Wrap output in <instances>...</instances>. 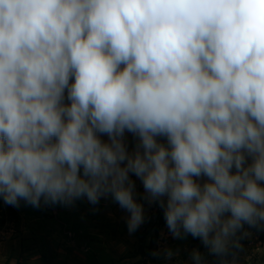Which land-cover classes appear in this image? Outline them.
<instances>
[{
	"label": "clouds",
	"instance_id": "9594fccd",
	"mask_svg": "<svg viewBox=\"0 0 264 264\" xmlns=\"http://www.w3.org/2000/svg\"><path fill=\"white\" fill-rule=\"evenodd\" d=\"M130 172L150 202L167 196L174 238L214 255L264 222V0H0L4 203L110 194L132 233Z\"/></svg>",
	"mask_w": 264,
	"mask_h": 264
},
{
	"label": "rangeland",
	"instance_id": "374dc122",
	"mask_svg": "<svg viewBox=\"0 0 264 264\" xmlns=\"http://www.w3.org/2000/svg\"><path fill=\"white\" fill-rule=\"evenodd\" d=\"M72 82L74 77L70 79V83ZM63 103L65 105L71 103L67 98V89ZM98 135L103 142H109L106 134ZM156 139L158 143L168 146L166 137L158 136ZM123 142L129 154H134L140 143L139 138L136 144L131 141L130 146L128 139L123 138ZM251 162V157L246 156L245 167ZM124 164L126 161L122 166ZM235 171L233 168L232 172ZM80 174L83 175L82 167ZM129 178L135 186L134 199L143 206L144 214V222L132 233L129 232L127 225L130 213L122 209L110 194L102 197L97 204H91L86 197L75 200L71 205L45 204L43 199L41 200V205L37 209L58 210L60 223H65L64 220H69L73 216V221L69 220L68 224L73 225L72 234H62L58 229V240L51 238L53 246H46L48 250L55 249L52 253L58 258V264H264V222L256 227L245 223L243 228L230 238L227 252L220 256L214 255L199 237L194 238L187 234L182 238H174L164 216L167 196L150 202L142 180L131 172ZM193 179L201 185L209 182L206 176ZM260 183L264 186V182ZM161 200L164 207L161 206ZM22 202L24 201L21 200L20 204ZM23 206L28 209L36 208L29 204ZM16 211L17 207L5 204L0 197V241L10 229L18 226L19 217ZM42 213L48 219L56 218L54 213ZM24 239L26 240V237L22 236L19 239L18 247L21 254L24 252L23 246L27 245ZM169 252L171 256H168ZM194 252H199L201 256L199 262L193 259Z\"/></svg>",
	"mask_w": 264,
	"mask_h": 264
},
{
	"label": "crops",
	"instance_id": "0c3cea01",
	"mask_svg": "<svg viewBox=\"0 0 264 264\" xmlns=\"http://www.w3.org/2000/svg\"><path fill=\"white\" fill-rule=\"evenodd\" d=\"M123 138L128 139V146H130L131 141L136 144L139 137L126 130ZM23 204L26 205L27 203L22 202L17 207L18 211H16L19 217L18 226L10 229L0 241V264H58V258L52 253L55 252V249L50 248L48 250L46 246H53L52 241L54 238L58 240V229L62 234H72L71 227L73 225L68 224L70 223L69 220L73 221V216L69 220H64L65 223H60L58 222V210L43 211L32 207L28 209ZM42 212L54 213L57 219L55 217L48 219ZM68 216L71 215L68 214ZM17 231H20V233H16ZM20 234L23 238L26 237L24 242L27 243L23 246L24 252L22 254L18 247ZM27 237L30 239H27ZM51 238L53 239L50 242ZM66 243L68 244V242ZM35 248H38V250Z\"/></svg>",
	"mask_w": 264,
	"mask_h": 264
}]
</instances>
